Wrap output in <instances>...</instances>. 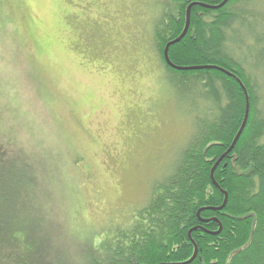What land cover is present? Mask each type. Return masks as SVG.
Instances as JSON below:
<instances>
[{"label":"rangeland","instance_id":"374dc122","mask_svg":"<svg viewBox=\"0 0 264 264\" xmlns=\"http://www.w3.org/2000/svg\"><path fill=\"white\" fill-rule=\"evenodd\" d=\"M162 1L0 0V144L41 173L36 213L73 263L131 222L191 135V97L152 48ZM248 1L229 37L264 83V0Z\"/></svg>","mask_w":264,"mask_h":264},{"label":"trees","instance_id":"16d2710c","mask_svg":"<svg viewBox=\"0 0 264 264\" xmlns=\"http://www.w3.org/2000/svg\"><path fill=\"white\" fill-rule=\"evenodd\" d=\"M223 1H162L152 48L180 98L191 97V135L171 173L153 186L148 203L128 225L113 229L109 239L94 250L88 247L84 264H183L195 249L189 264H264V83L256 78L249 53L236 55L229 37L248 13L241 6L251 4L228 0L216 10L193 6L186 35L168 48L170 63L181 70L169 68L163 59L165 46L183 30L189 4L218 6ZM236 80L249 99L248 117L234 148L213 173L227 194L225 207L217 211L224 195L213 186L210 171L245 114V95ZM23 157L26 161L19 164L0 144V264H76L67 253L63 258L50 216L36 213L41 173ZM48 181L40 188L53 196Z\"/></svg>","mask_w":264,"mask_h":264},{"label":"water","instance_id":"95a60500","mask_svg":"<svg viewBox=\"0 0 264 264\" xmlns=\"http://www.w3.org/2000/svg\"><path fill=\"white\" fill-rule=\"evenodd\" d=\"M227 1H228V0H224V1H223L220 5H218V6H206V5H202V4H189V5L187 6V8H186V10H185V23H184V27H183V30H182L181 34L179 35V37H178L177 39H175V40L169 42V43L165 46L164 51H163V59H164V62H165V64H166L169 68L174 69V70H181V68H177V67L173 66V65L170 63V61H169V59H168V48H169L171 45L178 43V42H179V41H180V40L186 35L187 30H188V27H189V19H190V10H191V8H192L193 6H200V7L206 8V9L216 10V9L222 7ZM193 69H197V68H193ZM214 69L219 70V71L225 73V74L228 75V76H233V75H231L230 73H228V72H226V71H224V70H222V69H219V68H214ZM233 77H234V76H233ZM234 78H235V77H234ZM236 81L238 82V84H239L240 87L242 88L243 93H244V95H245V100H246V102H245V114H244V118H243L242 124H241V126H240V128H239L237 134L235 135V137H234V139H233V141H232L230 147H229L228 150H227V151H226V152H225V153H224V154H223V155H222V156L216 161V163L214 164V166L212 167V169H211V171H210V180H211L213 186L216 187L218 190H220V189H219L217 183L215 182V180H214V178H213V173H214L216 167L220 164V162H221V161H222V160H223V159H224V158H225V157H226V156L232 151V149L234 148L236 142L238 141V139H239V137H240V135H241V133H242L244 127H245L246 120H247V117H248L249 103H248L247 94H246V91H245V89L243 88L242 84H241L238 80H236ZM220 192L223 193V195H224V201H223V204H222L219 208L216 209L217 211H221V210L225 207V204H226V201H227V194H226L225 192H223L222 190H220ZM190 232H191V231H190ZM190 232L188 233V236L190 235ZM218 233H219V232L214 233L213 235H217ZM195 256H196V249H195V251H194V255L192 256V258H191L189 261H187L186 263H183V264H189V263H191V262L193 261V259L195 258Z\"/></svg>","mask_w":264,"mask_h":264},{"label":"bare ground","instance_id":"6f19581e","mask_svg":"<svg viewBox=\"0 0 264 264\" xmlns=\"http://www.w3.org/2000/svg\"><path fill=\"white\" fill-rule=\"evenodd\" d=\"M249 100V99H248Z\"/></svg>","mask_w":264,"mask_h":264}]
</instances>
